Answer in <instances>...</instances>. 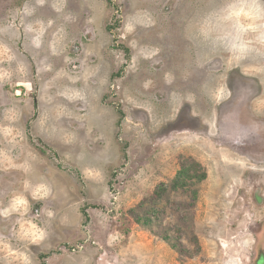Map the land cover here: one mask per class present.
Listing matches in <instances>:
<instances>
[{
  "label": "rangeland",
  "instance_id": "rangeland-1",
  "mask_svg": "<svg viewBox=\"0 0 264 264\" xmlns=\"http://www.w3.org/2000/svg\"><path fill=\"white\" fill-rule=\"evenodd\" d=\"M0 264H264V0H0Z\"/></svg>",
  "mask_w": 264,
  "mask_h": 264
},
{
  "label": "flooded vegetation",
  "instance_id": "flooded-vegetation-1",
  "mask_svg": "<svg viewBox=\"0 0 264 264\" xmlns=\"http://www.w3.org/2000/svg\"><path fill=\"white\" fill-rule=\"evenodd\" d=\"M233 120H234V118H233Z\"/></svg>",
  "mask_w": 264,
  "mask_h": 264
},
{
  "label": "trees",
  "instance_id": "trees-1",
  "mask_svg": "<svg viewBox=\"0 0 264 264\" xmlns=\"http://www.w3.org/2000/svg\"><path fill=\"white\" fill-rule=\"evenodd\" d=\"M83 211H85V210H83Z\"/></svg>",
  "mask_w": 264,
  "mask_h": 264
}]
</instances>
